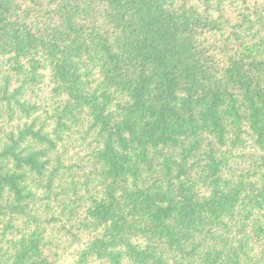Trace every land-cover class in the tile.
Segmentation results:
<instances>
[{
  "label": "trees",
  "instance_id": "16d2710c",
  "mask_svg": "<svg viewBox=\"0 0 264 264\" xmlns=\"http://www.w3.org/2000/svg\"><path fill=\"white\" fill-rule=\"evenodd\" d=\"M0 264H264V0H0Z\"/></svg>",
  "mask_w": 264,
  "mask_h": 264
}]
</instances>
